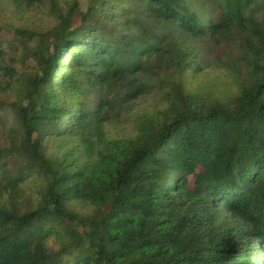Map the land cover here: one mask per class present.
Returning <instances> with one entry per match:
<instances>
[{
  "label": "trees",
  "instance_id": "16d2710c",
  "mask_svg": "<svg viewBox=\"0 0 264 264\" xmlns=\"http://www.w3.org/2000/svg\"><path fill=\"white\" fill-rule=\"evenodd\" d=\"M0 7V264H264V0Z\"/></svg>",
  "mask_w": 264,
  "mask_h": 264
},
{
  "label": "rangeland",
  "instance_id": "374dc122",
  "mask_svg": "<svg viewBox=\"0 0 264 264\" xmlns=\"http://www.w3.org/2000/svg\"><path fill=\"white\" fill-rule=\"evenodd\" d=\"M90 0H79L78 16L81 11H86ZM1 15L4 18V29L2 30L3 35L6 38H13L14 36V25L18 23L20 15L17 13H12L11 9L0 7ZM218 12V11H217ZM211 16L218 17V14L214 12ZM187 45L194 44L197 46L201 52V56L198 60L202 63H205L204 60L208 61L210 58H215L216 55H220L224 60H229L234 56H238L240 52L239 46H231L232 43L228 44L227 42L221 40V43L215 41V39H208L206 42H202L200 39H195L193 37L189 38L186 42ZM158 96L147 95L141 96L135 100L133 106L135 110L142 108H151L156 105L158 102Z\"/></svg>",
  "mask_w": 264,
  "mask_h": 264
}]
</instances>
